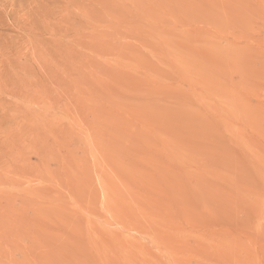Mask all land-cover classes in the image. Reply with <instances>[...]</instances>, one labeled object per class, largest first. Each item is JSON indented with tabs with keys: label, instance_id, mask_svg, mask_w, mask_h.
Instances as JSON below:
<instances>
[{
	"label": "rangeland",
	"instance_id": "obj_1",
	"mask_svg": "<svg viewBox=\"0 0 264 264\" xmlns=\"http://www.w3.org/2000/svg\"><path fill=\"white\" fill-rule=\"evenodd\" d=\"M0 264H264V0H0Z\"/></svg>",
	"mask_w": 264,
	"mask_h": 264
}]
</instances>
